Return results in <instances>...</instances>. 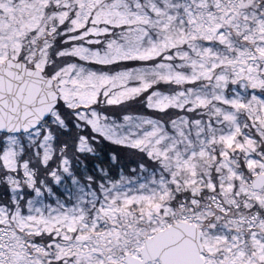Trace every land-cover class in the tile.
<instances>
[{"label":"snow or ice","instance_id":"obj_1","mask_svg":"<svg viewBox=\"0 0 264 264\" xmlns=\"http://www.w3.org/2000/svg\"><path fill=\"white\" fill-rule=\"evenodd\" d=\"M0 264H264V0H0Z\"/></svg>","mask_w":264,"mask_h":264}]
</instances>
